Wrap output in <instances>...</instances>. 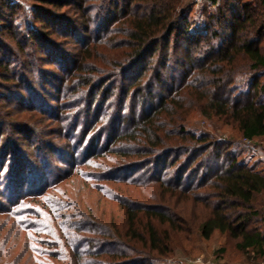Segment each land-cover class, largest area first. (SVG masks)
<instances>
[{
    "label": "trees",
    "instance_id": "16d2710c",
    "mask_svg": "<svg viewBox=\"0 0 264 264\" xmlns=\"http://www.w3.org/2000/svg\"><path fill=\"white\" fill-rule=\"evenodd\" d=\"M32 1L30 20L0 0V100L57 127L63 147L32 142L27 124L12 132L64 167L38 189L51 166L0 144L15 161L0 264H155L176 236L216 232L264 259V168L189 122L264 140V0H203L214 12L199 23L194 0Z\"/></svg>",
    "mask_w": 264,
    "mask_h": 264
},
{
    "label": "rangeland",
    "instance_id": "374dc122",
    "mask_svg": "<svg viewBox=\"0 0 264 264\" xmlns=\"http://www.w3.org/2000/svg\"><path fill=\"white\" fill-rule=\"evenodd\" d=\"M11 1H13L16 5H20L21 8L25 7L28 11V19L32 20V16H30L31 14H28L32 8V0ZM212 12H214V9L210 6V4L205 3L203 0H194V5L190 11V19L199 23L205 19L206 15ZM29 79H32V75L29 76ZM0 85H2L1 82ZM1 92L3 91L1 90L0 93ZM54 95L57 96L58 94L55 93ZM12 99L13 98L7 101L0 100V120L4 122V129L6 131V134L2 137L0 144L5 145V142L6 144L9 143L8 149L10 152L15 149H21L25 154L31 157V161H34L33 156H36V161L43 163V165L46 163L48 166H51L48 170L45 168L43 169V166H41L39 171L36 173V175H38L39 172L43 174L41 175V178H43L42 184L38 188L40 189L44 187L46 181H53L52 179H49L50 176L48 175L49 173H54L53 168L64 167V164L59 162V153L57 156L51 157L43 148V145H41V147L35 146L34 150L32 148H22L18 143V138L14 135V132H12L13 126L18 124H27L28 127L34 128L33 131L35 136L31 139L32 142H40L41 144V141L43 140L49 144H57L59 147H63L66 142L65 140H62V138L56 136V130L54 129L57 127L49 125L48 121L42 123L38 117L32 116L33 112L23 113L22 111L14 110V106L16 104ZM189 122L193 128L205 130L219 139H232V141L237 144L232 149L238 157H240V159H244L248 165L254 166L256 170L264 168V140L255 141L251 144L246 143V145H240V141L242 139L236 130L224 126L217 119H204L198 112L191 115ZM104 142L105 141H103V143ZM14 162V157L12 156L11 158L8 156L3 162L0 161V203H3V205H7L9 195H11V191L8 190L10 183H12L11 187H13V183H15V180L11 175ZM30 182L31 181L29 180L28 183ZM28 187L29 184L26 185V193H28ZM65 187V184L60 186V192L65 190ZM70 191L71 190H68L67 194L71 195ZM52 194H54V196H58L60 193L58 191L57 193L53 192ZM27 203L28 200H25V202L20 201V204L17 205V210H21L26 207L25 204ZM258 204L263 206V213L261 215V219L259 220L260 224L258 225V229L264 233V194L258 197L257 206ZM5 218V215H0V224L5 221ZM19 235L20 236L18 238L16 235H12L11 237V239L16 241V252L19 251L20 248L24 247L25 244L24 234L22 235L21 233ZM155 264H264V259L253 252L240 251L235 240L229 238L227 235H222L221 233L216 232L208 241L202 240L197 235L190 236L188 238H185V236L182 235L176 236L175 248L172 254L162 258V260Z\"/></svg>",
    "mask_w": 264,
    "mask_h": 264
},
{
    "label": "built area",
    "instance_id": "2783aa9c",
    "mask_svg": "<svg viewBox=\"0 0 264 264\" xmlns=\"http://www.w3.org/2000/svg\"><path fill=\"white\" fill-rule=\"evenodd\" d=\"M246 143H247V144H251V142H249V141H246Z\"/></svg>",
    "mask_w": 264,
    "mask_h": 264
}]
</instances>
